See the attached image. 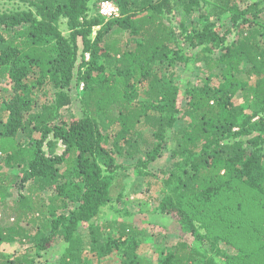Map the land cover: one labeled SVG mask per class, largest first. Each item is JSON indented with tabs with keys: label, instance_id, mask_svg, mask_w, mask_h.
I'll list each match as a JSON object with an SVG mask.
<instances>
[{
	"label": "trees",
	"instance_id": "obj_1",
	"mask_svg": "<svg viewBox=\"0 0 264 264\" xmlns=\"http://www.w3.org/2000/svg\"><path fill=\"white\" fill-rule=\"evenodd\" d=\"M0 1L17 5L0 9V264H38L59 244V264H85L83 224L92 255L117 251L121 264H154L139 254L146 230L130 210L123 220L104 214L124 199L114 194L121 176L116 157L142 154L140 125L153 131L156 147L138 161L137 176H148L171 136L173 164L161 180L157 209L194 236L163 251L159 264H246L264 257V245L258 252L223 251L219 238L198 226L212 221L224 241L235 231L247 233L253 222L235 211V198L264 195L263 0H112L120 17L108 22L99 12L91 15L95 0ZM225 17L237 29L229 45L231 29L218 30ZM181 41L197 54L185 56ZM193 58L204 72L186 85L181 105L174 74L166 71ZM75 78L83 116L66 118L61 111L72 102ZM45 85L54 89V101L35 111L34 90ZM180 119L187 125L176 129ZM51 133L66 146L63 157L42 155ZM5 168H21L30 182L27 195L9 200L16 179ZM260 234L264 228L254 232ZM17 242L28 248L7 254Z\"/></svg>",
	"mask_w": 264,
	"mask_h": 264
},
{
	"label": "rangeland",
	"instance_id": "obj_2",
	"mask_svg": "<svg viewBox=\"0 0 264 264\" xmlns=\"http://www.w3.org/2000/svg\"><path fill=\"white\" fill-rule=\"evenodd\" d=\"M102 0H95L92 3L91 15L97 14L98 6ZM258 1V0H249ZM264 1V0H263ZM17 6V5H16ZM13 2L9 1H0V9L5 8H16ZM262 12L260 13V20H264V3L260 8ZM175 12L173 15V24L179 26L181 17ZM248 20L253 22V17H248ZM227 29H231V34L227 39V45L231 44L236 35L237 29L233 28L230 19L225 17L218 28L219 32L222 34ZM62 32L68 36L66 22L62 21L61 24ZM99 29L95 28V34ZM111 34V33H110ZM180 48H182V52L185 56H195L198 50H191L187 45H184V42H180ZM216 54H219V50L216 51ZM194 58L189 61V63L178 62L170 68V71H166L167 73L174 74L175 83L180 88V104H185V87L189 82H197L198 78L202 76L204 72V66L202 64L194 63ZM82 59H79L77 67L81 65ZM157 69L161 72V70L165 69V65H158ZM157 70V71H158ZM78 69L76 71V74ZM165 72V71H163ZM77 76V75H76ZM36 76H30V82L35 84ZM82 88V85H81ZM35 92V111L41 109V107L45 104H51L55 98V92L52 86H37L34 90ZM78 81L75 78L73 85L70 88L69 94L71 95L72 102L69 106L65 107L61 112L62 115L66 118L76 117L81 118L82 114V105H81V97L78 95ZM3 99H9L12 94L11 93H2ZM238 98L241 99V94L238 95ZM2 100V97H0ZM1 102V101H0ZM187 125V121L184 119H180L176 124V129L182 128ZM139 132L141 135L140 142L142 144V154L138 157L129 159V158H121L116 157V163L118 166V174L119 178L116 182V188L114 194L115 198L118 195L123 194L124 199L121 202H115V209H106L105 210V219L107 220H123L128 219L125 216V211L130 210V214L133 215L132 220L138 225L139 228L146 230V235L140 238V249L139 254L152 261L154 264H159L160 258L162 256L163 251L167 249H171L179 242V239H185L188 242H194V236L190 233L182 232L181 225L177 224V221L171 216L167 214H162L158 212V199L161 198V180L165 177L164 173L168 172L172 168V150L175 146V142H173L172 137L167 142V145L162 149L157 160L149 165L147 168L148 176L147 177H138L137 171L142 169L139 166V160H145L147 154L152 152V150L156 147V140L153 136V131L145 128L143 125L139 126ZM172 133V132H171ZM40 134H35L36 138H39ZM52 144L53 146L50 147ZM66 152V146L62 142L60 138H57L53 133H51L48 137V140L44 142L42 147V155L49 159H56L63 157ZM2 159V155L0 156V160ZM5 172H7L11 177L13 184L9 187L10 198L9 200H17L21 195H27L29 191L30 182H24V174L21 172V168L19 169H8L5 168ZM20 175V177H19ZM17 177V178H14ZM149 182L151 184H149ZM123 192V193H122ZM150 196H153V199H149ZM235 211H240L241 213H245L246 219L251 223L253 222L252 229L247 232L249 235L247 239H244V244L242 247L238 245L241 244V237L246 232L242 231L237 234H232L231 237H228L227 241L224 239H220L221 231L224 230L221 227H215L212 221H205L206 227H202L201 223H198L200 226V231L203 234L208 235L211 239L219 238L220 247L223 251H226L230 254H241L242 250L250 249L251 247L258 252V250L264 245V235H254V232H260L264 228V195L257 192L247 193H239L235 198ZM209 215V214H208ZM131 217V216H130ZM101 218H104L103 214ZM260 229V230H259ZM259 230V231H258ZM81 236L85 239L86 247L83 250V257L86 260L85 264H121L122 256L114 251L109 256L105 258H98L92 255L89 251V232H88V224H83L79 230ZM113 234L117 236V232L114 231ZM255 239L253 240V237ZM28 248V245L22 243H14L7 248V254L11 255L13 253H18L24 251ZM62 248L59 246L50 250L48 254L43 256L38 260V264H59L60 252ZM264 254V252H263ZM246 264H264V257H260L257 260H253V262H246Z\"/></svg>",
	"mask_w": 264,
	"mask_h": 264
},
{
	"label": "built area",
	"instance_id": "obj_3",
	"mask_svg": "<svg viewBox=\"0 0 264 264\" xmlns=\"http://www.w3.org/2000/svg\"><path fill=\"white\" fill-rule=\"evenodd\" d=\"M99 13L106 20V22L120 17L119 7L112 0H103L99 4ZM86 59L89 60L88 54L86 55ZM82 88H84V85H82Z\"/></svg>",
	"mask_w": 264,
	"mask_h": 264
},
{
	"label": "clouds",
	"instance_id": "obj_4",
	"mask_svg": "<svg viewBox=\"0 0 264 264\" xmlns=\"http://www.w3.org/2000/svg\"><path fill=\"white\" fill-rule=\"evenodd\" d=\"M117 5V4H116ZM98 11H99V6H98ZM112 21V20H111Z\"/></svg>",
	"mask_w": 264,
	"mask_h": 264
}]
</instances>
